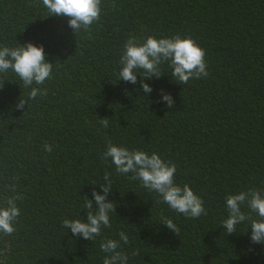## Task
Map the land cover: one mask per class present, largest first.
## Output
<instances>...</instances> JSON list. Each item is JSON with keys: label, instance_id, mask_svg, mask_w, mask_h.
<instances>
[{"label": "trees", "instance_id": "1", "mask_svg": "<svg viewBox=\"0 0 264 264\" xmlns=\"http://www.w3.org/2000/svg\"><path fill=\"white\" fill-rule=\"evenodd\" d=\"M100 7L99 20L75 33L70 18L50 15L42 0H0V47L31 42L53 64L43 85L25 87L12 70L0 73V205L22 197L16 231L0 235V264H103L106 239L119 241L128 264H264L250 220L231 234L222 226L227 195L264 191V0H101ZM176 34L205 50L206 78L181 85L164 62L159 78L119 80L130 35ZM32 87L47 94L17 109ZM105 117L107 128L99 123ZM108 141L175 163V183L188 184L207 214L186 217L132 173H117L102 158ZM105 172L107 200L116 205L111 227L94 240L73 235L63 220L86 222L85 196L95 207L92 192L103 194ZM241 210L259 218L246 203Z\"/></svg>", "mask_w": 264, "mask_h": 264}, {"label": "clouds", "instance_id": "2", "mask_svg": "<svg viewBox=\"0 0 264 264\" xmlns=\"http://www.w3.org/2000/svg\"><path fill=\"white\" fill-rule=\"evenodd\" d=\"M43 5L50 15H61L69 17L68 24L75 33L81 29L87 30L95 21L99 20L101 13V0H42ZM49 16V15H48ZM43 46H36L29 42L14 48L0 47V73L12 70L23 82L25 87L33 84L43 85L50 78L53 64L46 62ZM205 50L201 48L191 37H182L179 34L169 38H156L148 35L142 40L130 35L124 44V50L120 57L119 80L122 79L133 84L137 83V74L143 77H161L160 65L168 63L171 68V77L179 84L188 83L191 79H200L209 75L205 62ZM145 94L152 91L149 84L140 81ZM4 86V80L0 81V88ZM47 89L32 87L27 97L22 96L16 105L17 109H23L25 104L35 99L38 95H46ZM162 100L167 102L171 108L174 101L170 94L162 93ZM99 123L107 128L109 122L107 117L101 118ZM43 149L52 151V145L45 143ZM103 159L110 158L115 165L117 173H132V179H138L149 191H154L162 198L163 202L178 213L186 217L198 218L206 215L203 200L194 193L188 184L180 186L175 183L174 176L177 170L175 163L163 160L157 153L151 154L140 150H129L126 147L114 145L108 141ZM105 184L100 185L103 194L93 190L92 196L95 201L85 196L84 209H86V222L80 219H64L62 225L71 229L73 235L84 239L94 240L101 233V228L111 227L110 212H115L116 205L107 200L112 189L110 174L105 172ZM15 192V184L6 186ZM22 197L13 195L6 198L4 204L0 205V235L10 236L16 229L14 222L20 216L17 200ZM226 207L228 217L222 221V226L227 234L236 231V226L250 220L251 241L264 244V191L248 189L238 194L226 196ZM258 214V219L246 216L241 210L242 204ZM161 223L170 230L179 234V228L168 217H161ZM120 240L128 243L125 232L119 233ZM120 243L117 240L106 239L100 244V249L108 253L103 264H128V256L119 251ZM133 252V255H137Z\"/></svg>", "mask_w": 264, "mask_h": 264}]
</instances>
